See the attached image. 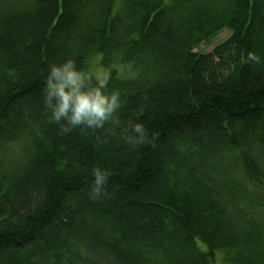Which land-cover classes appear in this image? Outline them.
Masks as SVG:
<instances>
[{
    "label": "trees",
    "instance_id": "trees-1",
    "mask_svg": "<svg viewBox=\"0 0 264 264\" xmlns=\"http://www.w3.org/2000/svg\"><path fill=\"white\" fill-rule=\"evenodd\" d=\"M96 53L132 69L110 70L119 123L62 133L47 67L89 70ZM131 122L144 143L122 135ZM217 251L264 264V0H0V264H217Z\"/></svg>",
    "mask_w": 264,
    "mask_h": 264
},
{
    "label": "clouds",
    "instance_id": "clouds-1",
    "mask_svg": "<svg viewBox=\"0 0 264 264\" xmlns=\"http://www.w3.org/2000/svg\"><path fill=\"white\" fill-rule=\"evenodd\" d=\"M260 62V56L249 51L247 61ZM110 71H89L85 64H77L72 58L53 62L47 67L43 103L49 112L50 122L60 132L73 128L99 129L106 124H118V110L123 101L118 90H109ZM124 138L130 144L144 143L147 130L141 122H131ZM91 195H100L107 176L104 169L95 167Z\"/></svg>",
    "mask_w": 264,
    "mask_h": 264
},
{
    "label": "rangeland",
    "instance_id": "rangeland-1",
    "mask_svg": "<svg viewBox=\"0 0 264 264\" xmlns=\"http://www.w3.org/2000/svg\"><path fill=\"white\" fill-rule=\"evenodd\" d=\"M229 34L230 32L227 29H222L216 36L212 37L209 41H207L206 43H201L196 50L210 51L216 44L225 40ZM106 63L107 64H104L103 62L102 54L96 53L95 55L91 57V64H90L89 71H99L101 69L105 71H110L111 69H115L117 71V74L123 77H128V75L132 73V69L129 64L119 63L117 59L112 60L110 62L107 61ZM222 252L223 251L216 252L217 264H227L224 261H222V259H220Z\"/></svg>",
    "mask_w": 264,
    "mask_h": 264
}]
</instances>
